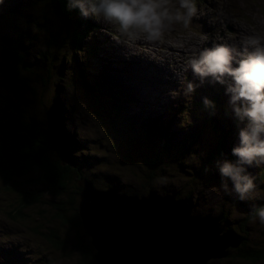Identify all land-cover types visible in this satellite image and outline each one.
<instances>
[{"label":"rangeland","instance_id":"rangeland-1","mask_svg":"<svg viewBox=\"0 0 264 264\" xmlns=\"http://www.w3.org/2000/svg\"><path fill=\"white\" fill-rule=\"evenodd\" d=\"M15 1L0 0V123L6 122L9 125L6 115L23 113L26 121L37 123L36 129L39 132L51 134L52 131H59L58 128L61 131L62 128L65 135L62 154L58 157L55 151L49 150L46 153L50 159L61 161L63 165L71 164L73 175L67 182V193L61 199L46 197L42 199L43 203L21 210L22 218H15L16 220L10 213L21 208L20 197L6 190L10 185L0 180V229L3 231L0 235V264H81L82 253H78L79 250L75 247V232L62 225L56 217L57 211L52 202L69 201L74 197L75 204L72 206L78 209L80 193L82 189H87L84 179L81 178L87 177L98 191L110 189L116 193L141 197L151 189L171 199H185L187 206L193 208L191 217H208L218 223L222 229L219 234L221 237L225 238L223 235L227 233L226 230L232 229L243 239L228 232L232 239L227 240L234 244L240 242L239 247L244 242L245 251L252 250L257 255L261 250L264 251V226L258 220L255 223L251 220L254 209L264 206V167L249 169L256 177L257 185L250 200L241 201L235 193L226 194L220 187L221 177L215 162L222 155H213V151L218 149L219 155L221 153L229 158L228 153L237 142V129L230 111L226 114L221 109L226 106L221 101H215L214 115L210 114L211 110L206 111L202 98L216 97L217 92H211L208 87L201 91L200 86L194 94L186 96L184 85L179 91L173 88V95L165 98V101L164 98L157 101V91L153 97L136 91V95L141 93L140 97L147 101L145 113L141 107L145 104L135 102L136 98L129 95L128 89H123L133 84L134 79L131 76L122 77L121 87H113L102 67L96 65V53L91 48L92 43L96 42L95 28L88 27L92 32L81 42V51L76 52L70 36L77 31L78 26L76 23L72 25L70 36L65 38L66 33H62L65 39L54 46L55 53L47 52L48 57L52 58L49 57L45 62L43 55L46 48L43 40L45 36L46 41L49 40L52 30L46 29V33L42 28L36 32L31 31L32 26L41 19L39 14L45 15L42 12L44 2L35 0L33 5L25 3L22 11H16L18 16L11 20L10 12L16 9L19 0ZM197 6L198 13L188 28L183 25L176 26L162 41L151 42L154 46L152 48H144L150 42L143 40V43L137 41L134 45H126L113 26L101 21L97 23L107 30L112 41L117 36L115 38L122 43L124 49L158 56L161 59L156 63H165V67L171 64L172 67L180 69L185 62L188 63L192 48L196 51L202 48L204 42L198 34V31H206L198 25V19L205 22L201 20L202 16H212L215 11L218 12V18H210L211 26L207 27L214 29L220 43L221 40L228 41L226 34L232 33L236 35L237 42L229 41V44L238 47L243 40L240 35L242 28L249 29L251 34L264 35V0H233V3L232 0H197ZM201 11L203 15L199 16ZM229 16L232 18L228 19ZM77 17L80 18V14ZM233 20L238 25L231 24ZM83 23L86 26L91 21L83 18ZM224 28L226 34L222 33ZM9 37L21 41L26 50V58L33 64L30 70L38 77L30 75L33 83L29 84L35 87V97L32 94L33 88L29 92L28 88L12 86L7 82L4 71L8 67V60L3 55L2 44L11 45L12 42L7 41ZM163 41L165 42L162 46L160 44ZM192 42L197 45L193 46ZM209 42L208 39L207 44ZM47 50L49 51V47ZM181 60L179 65L178 61ZM77 65L81 66V74L76 68ZM105 80L108 83L103 86ZM160 106L163 109L170 107L172 110L168 113L159 108ZM151 109L156 110L158 116L154 117ZM233 122L234 128L230 130L228 125ZM163 123L166 125H162ZM153 129H163L162 134L172 135L171 150L162 145L163 140L157 133H154L157 136L149 134L148 131ZM128 132L130 134L127 135ZM2 141L0 136V144ZM180 147L183 149L180 150ZM156 156L162 157V160L158 161ZM21 190H32L35 193L26 184ZM74 212L69 211L67 215L71 216ZM219 218L222 219L218 220ZM49 231L59 233L65 243V250L56 248L58 239L52 241ZM228 251L230 254L227 257L212 259L208 264H264L262 259L260 262L240 259V249L231 248Z\"/></svg>","mask_w":264,"mask_h":264},{"label":"clouds","instance_id":"clouds-1","mask_svg":"<svg viewBox=\"0 0 264 264\" xmlns=\"http://www.w3.org/2000/svg\"><path fill=\"white\" fill-rule=\"evenodd\" d=\"M67 6L84 19L113 26L129 45L162 41L176 26L188 28L198 13L197 0H67ZM187 70L196 80L186 82L184 95L194 94L205 82L224 89L237 142L232 159L222 154L215 167L223 192L250 200L257 185L249 169L264 167V35L246 36L239 48L228 43L202 48L189 59ZM202 103L215 114L214 101L203 97ZM251 220L264 226V206L254 209Z\"/></svg>","mask_w":264,"mask_h":264},{"label":"trees","instance_id":"trees-1","mask_svg":"<svg viewBox=\"0 0 264 264\" xmlns=\"http://www.w3.org/2000/svg\"><path fill=\"white\" fill-rule=\"evenodd\" d=\"M42 1L44 2L42 12H44L45 15L42 13L41 15L39 14L41 19L37 21V24L32 26L31 31L36 32V30H41L42 28L44 33H46V29L52 30V32L49 33V40L46 41V36L43 40L46 48L44 52L45 54L43 55L45 62L52 58L51 56H49L50 58L48 57L47 52L55 53V50L53 49L54 46H56L59 41L65 39L67 36H70L69 30H72V25L75 23L77 24L78 29L77 31H74L73 36H70V39L72 40L71 44L75 45L74 50L76 52L81 51V42L85 40L86 32L88 31V37L91 34V30L88 29L89 25L87 23L86 26L83 25L84 23L82 17H77L79 12L76 10L70 11L67 6V0ZM64 32L67 34H65V38L62 37V33ZM14 39L15 38L12 39L11 37L8 38L7 41H9L8 43L12 42L11 45L2 44V49L5 52H3V55L8 60V67H6L7 69L4 71L5 76L7 82L12 86L20 85L26 89L28 88L29 92H31L30 88H33L34 85L31 86L29 84L33 83L30 75L35 77L38 76L30 70L33 67V64L26 58V50L24 49L23 44L19 39ZM48 47L49 51L47 50ZM77 68L78 72H82L79 65H77ZM34 88L32 90L33 96L36 94ZM54 109L57 111V108ZM5 117L8 118L7 121L9 122V125H7L6 122L0 123V136L3 139L2 144H0V180L10 185V188H6V190L17 194L20 197L19 202L21 208H17L10 213L11 217H14L13 219H17L22 218L21 210L33 204L43 203L42 199L46 197L61 199V197L67 193V182L72 177L73 171L71 170V164L67 163L63 165L61 161H54L50 159L46 153L50 150L51 152L55 151L54 153L58 157L62 154L64 149L63 138L65 137L62 128L61 131L58 128L59 131H52L51 134H46L44 132H39L36 129V122L31 123L26 121L23 113L18 115L16 114L15 116L6 115ZM57 117L58 115L56 116V123L58 120ZM131 125H134V123H131ZM51 130L53 129L51 128ZM48 131H50V129ZM148 132L150 135H159L158 137L165 142L164 143L162 141V145H166V147L168 149L170 148V150L172 149V135H169L168 133L162 134V130L155 129ZM154 133H157V135ZM128 134L130 133L128 132L127 135ZM179 149L182 150L181 147ZM213 155L221 156L222 154L220 153L219 155V150L216 149L213 151ZM157 158L159 159L158 161L162 160V157ZM79 175L81 176V173ZM81 179L90 181L88 177ZM25 184L27 187H32L33 190H35V193H32V190L31 192L21 190V187L25 186ZM72 198L73 199L69 201L60 200L56 203L53 201L52 206L57 211L56 217L62 222V225L75 232V247L79 250L78 253H82L80 263L96 264L94 263L95 250L92 247L90 239L82 225L78 209H76L75 206H72L75 204V198ZM69 211L75 212L71 216H68L67 214ZM226 231L241 238V235L234 232L232 229H228ZM49 235L50 238H52V241L58 239V242H56L57 245L55 244L57 249L61 251L65 250V243L60 238L57 231H49ZM244 244L245 243L243 242L238 249H235H240V259L253 262L264 261L263 250H261V252L257 255L252 250L245 251L243 248ZM228 252L230 254V251Z\"/></svg>","mask_w":264,"mask_h":264},{"label":"water","instance_id":"water-1","mask_svg":"<svg viewBox=\"0 0 264 264\" xmlns=\"http://www.w3.org/2000/svg\"><path fill=\"white\" fill-rule=\"evenodd\" d=\"M81 186L87 191L80 193L78 213L96 264H208L239 247L240 242L227 240L230 233L219 235L218 223L191 217V208L180 206L185 199L162 197L151 189L139 197L98 191L91 183Z\"/></svg>","mask_w":264,"mask_h":264},{"label":"bare ground","instance_id":"bare-ground-1","mask_svg":"<svg viewBox=\"0 0 264 264\" xmlns=\"http://www.w3.org/2000/svg\"><path fill=\"white\" fill-rule=\"evenodd\" d=\"M25 3H27V5H33L35 3V0L34 1L33 0H19L16 9L13 10L12 12H10L12 14H10L9 19L12 20L15 16H18L16 11H22V8L24 7ZM232 3H233V0H232ZM210 4L211 3H209V5ZM234 6H236V5H234ZM227 12H229V11L227 10ZM11 15H12V17H11ZM201 15H203V11L200 12L199 16H201ZM234 16H236V14H234ZM36 17H38V15H36ZM210 18H218V12L215 11L212 16H208V15L202 16L201 20H203L205 22H201L198 19V25L199 26L201 25L206 30L205 33H201L198 31V34H200L202 36V40L204 42L202 45V48L211 47L214 44L220 43L216 39V34H215L214 29L208 28L209 26H211L210 25L211 24ZM230 18H232V16H229L228 19H230ZM19 20H21V19H19ZM89 20L91 21V24L89 26H92L93 28H95V32L97 33V35L95 34V38H94L96 42H93L92 46H91V48H93L95 50V53L97 54V55L95 54L96 65H99L102 67L103 72L105 73L107 79L109 80L111 86H113V87H121L120 84L122 82V77H125L126 75L131 76L134 79L133 84L129 85L128 87H124L123 89H128L127 92H129V95L134 96L136 98L135 102H137V103L142 102L143 104H145V106H141V107H143V110L145 111V113L147 111L148 105H146L147 101L145 100V98L142 99L140 97L142 92L144 93V94L142 93L143 95L146 94V95H149L150 97H153L154 92L157 91V92H159L158 95H155L157 101L159 100V98L160 99L164 98V101H165V98L171 97L173 95V91H174L173 88H176L179 91L182 86L186 85L187 81H189V80L195 81L196 80V78L192 75L191 71L187 70V65H188L187 62H185L182 69H180L179 67L174 68L171 66V64H169L168 67H165L164 66L165 63H162V64L156 63V61L159 62L161 59L158 56H155V55H152L149 53L137 52V51L124 49L122 47V43H119L117 38H115L117 36H115L113 41H112L110 39V36L107 35L108 34L107 30L104 28H101L99 23H97V20L94 21L91 18ZM231 24L238 25L234 20ZM225 29L226 28H224V31H222V33L226 34ZM234 30H235V28H234ZM86 31H87V29H86ZM241 31L242 32L240 33V35H241L243 40L246 36L252 35L251 31H249V29L247 30V29L242 28ZM90 32H92V30ZM87 33L88 32H86V35H87ZM226 36H228L229 40L224 41V42L221 40V43H228L229 44V41H231L232 43L237 42L235 40V37H236L235 34L230 33V35L226 34ZM208 39L210 40V42L207 44ZM243 40H241V43H239L237 48H239L242 45ZM141 41H139V43H143ZM164 42L165 41L161 42L160 45L163 46ZM115 44H119V46H115ZM126 45H128V44H126ZM192 45L196 46L197 44L195 42H192ZM152 47H154V46L151 45V42H150V45L148 47L144 46V48H152ZM161 49H162V47H161ZM120 51H123V52L120 53ZM197 52L198 51L193 50V48H192V52H191L192 54H189V55H191V57H192ZM191 57H189V59ZM89 59L91 60V58H89ZM153 60H155V61H153ZM181 62H182V60L178 61L179 65ZM149 63H150V65H149ZM136 64H138V65H136ZM82 67H83V65H82ZM80 68H81V66H80ZM81 73L82 72L79 71V74H81ZM163 74H165V76H163ZM107 83L108 82L105 80L104 83H102V85L104 86ZM206 87H208V89L211 92H214V91L217 92L216 97H209V99H211L214 102L217 100L221 101L223 104H225L228 107V104H227L228 99H227V96H225V94H224L223 87H221L220 85H212V84L205 82V84L200 87V90L204 91V90H206ZM136 91H139L141 93H138V95H136ZM197 102L198 101H196V103ZM153 104H155V103L153 102ZM226 106L222 107L221 109L225 113H228L230 111V109H228ZM159 108H162V106H160ZM163 110L170 113L172 108L166 107ZM206 111L209 112L210 110L206 109ZM151 112H152L154 117H155V115H157L156 110L151 109ZM163 116H165V114ZM147 120H150V119H146V121ZM153 122L156 123L155 121H153ZM162 125H166V123H163ZM228 127L230 128V130H232L234 128V122L230 123L228 125ZM163 152H164V150H162V153ZM229 152L231 153V151H229ZM230 153H228L229 158H230V156H229ZM83 181L86 183H90L91 180L87 181L86 179H84ZM95 190H97V189H95ZM118 194H121V193H118ZM157 194H159V193H157ZM159 195H161V194H159ZM161 196L166 197L165 195H161ZM177 204H179V203L177 202ZM184 204H185V206H187L188 203H186V202L182 203L180 206L185 207ZM187 207L191 208V213H192L193 208L191 206H187ZM195 217H198V216H195ZM206 218H208V217H206ZM221 219L222 218H219L218 220H221ZM0 231H1V229H0ZM1 234H3V231H1L0 235ZM234 249H237V248H234Z\"/></svg>","mask_w":264,"mask_h":264}]
</instances>
